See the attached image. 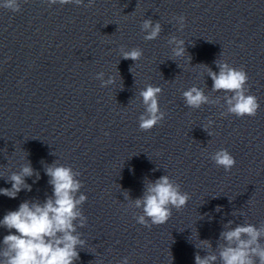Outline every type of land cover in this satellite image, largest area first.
Returning a JSON list of instances; mask_svg holds the SVG:
<instances>
[{"label": "clouds", "instance_id": "obj_1", "mask_svg": "<svg viewBox=\"0 0 264 264\" xmlns=\"http://www.w3.org/2000/svg\"><path fill=\"white\" fill-rule=\"evenodd\" d=\"M94 2L95 0H88L86 6L91 7ZM46 3L50 6H82L84 0H46ZM0 7L12 12L21 10L19 0H4ZM175 19L182 30L185 17L179 16ZM141 31L145 33L146 41L156 40L162 32V25L159 21L144 19ZM168 44L173 46L171 49L175 58H182L187 53L183 39L172 36ZM120 51L122 59L133 62L139 61L143 55L142 49L138 47L131 50L122 47ZM216 66L219 71L208 68V76L213 81L212 91L225 93L227 112L222 115L255 117L260 104L256 96L248 94L246 84L249 77L246 71L232 67L227 62L216 61ZM129 70L131 72V68ZM104 76V72L96 74V79L101 81L102 87L115 83V77L109 76L105 80ZM161 93L160 87L151 84L139 91L144 106V112L139 116L141 131H150L165 119L167 113L162 111L159 105ZM182 97L185 105L192 109H199L211 102L204 90L197 86L183 91ZM212 123L209 121L208 126ZM204 129L207 131V126ZM211 159L226 172L236 164L235 158L226 149L216 151ZM45 174L49 177L52 195L47 196L43 202L39 199L25 200L19 204L17 210L8 211L3 219H0V227L8 230V234L0 241L3 245L0 248V264H75L80 259L78 249H82L86 241L81 238L77 228H83L87 222L80 207L87 200V196L80 193L83 186L77 179L80 173L70 166L54 162L45 167ZM33 176L37 180L40 178L29 161L22 165L19 171L12 172L7 179L11 188H0V195L15 199L22 190L30 192L32 186L26 183V178ZM78 193L80 194L77 195ZM123 196L131 200L127 191L123 192ZM189 199V194L182 192L178 183L168 175H162L154 181L144 182L143 195L131 200V206L142 210L141 214L134 217L137 222L151 228L153 225L165 224L172 215V209H183ZM221 208L222 206L218 205L215 211L220 212ZM223 228L219 234L221 243L216 245L217 251H212L213 246L209 240H200V248L195 245L206 253L201 256L197 252L194 257L195 264H217L218 260L220 264H264V224L257 227L246 223L233 227V221L229 220ZM120 264H128V258L125 257Z\"/></svg>", "mask_w": 264, "mask_h": 264}]
</instances>
